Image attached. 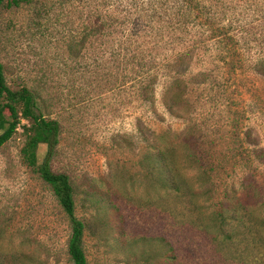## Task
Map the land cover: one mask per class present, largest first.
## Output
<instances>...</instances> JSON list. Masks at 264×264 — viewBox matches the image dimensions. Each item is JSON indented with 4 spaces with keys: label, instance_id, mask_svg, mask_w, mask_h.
<instances>
[{
    "label": "rangeland",
    "instance_id": "rangeland-1",
    "mask_svg": "<svg viewBox=\"0 0 264 264\" xmlns=\"http://www.w3.org/2000/svg\"><path fill=\"white\" fill-rule=\"evenodd\" d=\"M0 61L8 85L28 86L59 124L50 164L70 178L88 264H143L146 253L158 264L162 246L141 237L168 242L180 264L261 262L260 243L224 261L197 228L136 202L156 197L141 175L146 151L194 133L213 190L204 209L238 198L264 221V0H34L0 9ZM136 73L156 79L151 95ZM175 81L186 102L173 111ZM23 142L19 129L0 148V264L11 253L71 264L69 221L22 163Z\"/></svg>",
    "mask_w": 264,
    "mask_h": 264
},
{
    "label": "trees",
    "instance_id": "trees-1",
    "mask_svg": "<svg viewBox=\"0 0 264 264\" xmlns=\"http://www.w3.org/2000/svg\"><path fill=\"white\" fill-rule=\"evenodd\" d=\"M33 1L0 0V9L19 8ZM258 67L260 74L264 75V62H260ZM152 77L151 74L146 80L143 74L136 73L133 84L139 85L141 92L149 96L151 95L150 88L156 82V79ZM145 81L148 84H145ZM15 85L14 88L8 85L5 66L0 61V148L11 140L19 129L22 130L24 138L20 149L22 163L49 187L69 221L70 235L67 241L69 261L71 264H88L82 242L85 224L75 214V200L70 178L65 173L54 172L50 164L54 149L58 144L59 124L43 114L37 95L28 86L21 83H15ZM167 92L171 94L169 99L172 103L169 106L171 110L175 111L174 109L178 108L179 104L186 102L182 100L184 94L180 84L176 81L170 84ZM164 137V134L159 136L160 140ZM185 137L181 142H177L176 138L167 142L161 141L162 148L151 147L143 155L141 160L144 164L141 165L143 170L141 175L143 180L149 183L156 197L148 195L143 203L136 202L137 206L160 209L173 220L197 228L212 244L213 255H221L224 261L240 260L239 247L241 245H244L246 249L260 243V247L262 244L261 248L264 249V234L261 232L264 227L263 219H255L251 209L238 198L210 212L204 209V202L209 200L213 191L209 187L210 172L200 166L197 157L193 154L196 142L191 137H194V133H189ZM40 145L47 147L41 163L37 156ZM180 146L186 148V153L183 155L178 154ZM125 199L128 201L129 197ZM139 240L150 246L154 244L162 246L163 250L153 257L157 259L158 264L181 263L173 247L165 240L146 237H141ZM6 257L9 258L10 263L20 264L28 256L11 253ZM151 258V253H146L141 261L143 264H149ZM260 258L262 260L258 264H264V252L260 253ZM251 264H257L256 257H253Z\"/></svg>",
    "mask_w": 264,
    "mask_h": 264
}]
</instances>
